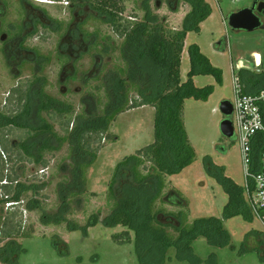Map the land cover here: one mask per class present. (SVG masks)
<instances>
[{
	"label": "rangeland",
	"instance_id": "rangeland-1",
	"mask_svg": "<svg viewBox=\"0 0 264 264\" xmlns=\"http://www.w3.org/2000/svg\"><path fill=\"white\" fill-rule=\"evenodd\" d=\"M205 1L210 5L212 12L200 23L198 32L188 31L186 34L181 55L180 78L181 81L187 79L190 68L188 46L194 43L212 65L222 70L223 81L222 85H217L211 75L193 77L195 86L214 85L215 89L207 101L187 99L184 102L183 122L189 142L194 148L195 157L193 162L179 173L161 176V191L152 206L153 212L162 210L158 218L161 223L167 221L164 215L167 212L182 213V223L186 226L197 218L221 217L228 195L217 177L209 172V168L216 171L218 167H222L224 176L239 186L244 184L239 144L234 138L228 140L221 134L219 123L223 116L218 106L223 99L233 100L232 74H238L244 69L255 70L264 67V13L259 14L261 28L252 32H236L229 28L226 16L232 11L250 6L253 0ZM123 3L124 18L144 20L148 11L150 16H156L158 22L172 29H180L185 15L190 11L189 4L183 0H148L147 3L146 0H124ZM58 6L55 3H48L45 8L52 17L63 20L66 17L65 11ZM89 30L96 37L97 42L90 56L92 65H94L93 56L100 54V45L103 41L106 42L107 49L103 54L100 74L93 76L86 86H82L78 79L69 85L70 91L62 95L57 84V64L53 60L54 57L51 64L45 66L48 92L70 105L68 108L65 107L67 110L61 115H56L53 111L50 114L41 113L56 134V137L50 139V143L57 149L43 152L42 160L45 164L20 157L21 151L17 147L30 136V132L14 126L0 130V176H2L0 194L6 190L3 185L11 186L9 190H14L18 182L32 186L22 194L20 205L12 209L4 207L3 210L11 213L19 211L23 227L29 229L32 234L30 237L16 240L23 250L19 253L15 264H139L133 232H129L131 242L117 243L112 236L126 228L121 225H106L103 220L114 207V201L108 194V187L115 166L125 156L135 154L137 150L154 140V109L151 106L127 109L118 114L111 122L108 131L101 136L100 141L92 140L93 147L100 144L97 158L91 165L83 167L84 185L80 189L84 191L78 197L67 198L69 206L65 214L70 221L80 226H87L86 235L81 229L70 230L65 221L59 224L41 223L42 213L52 216L58 211L60 206L58 190L60 186L64 188L71 181L73 164L69 132L72 128L71 123L77 120V116L86 113L81 97L88 96L86 98L90 106L88 113H103L108 102L104 74H107V81L114 74L125 77L127 65L122 55L123 38L115 34L108 24L94 17L89 22ZM224 38L227 48L224 52H218L215 49L217 43ZM57 40V34L44 31V51L55 45ZM18 80L8 74L0 54V110L8 115L16 114L15 111L19 109L13 97L8 98V95H12L11 88ZM78 85L81 87L80 92H74V86ZM126 97L128 105L134 99L138 100L137 88L129 84ZM70 113L71 122L66 131L64 122ZM218 145L226 147V153L220 149L221 147L217 148ZM139 168L141 174L156 173L147 162ZM41 169L45 171L40 173ZM4 181L7 183L3 184ZM154 184L156 185L155 180L153 187ZM65 190L76 189L68 186ZM170 192L178 194L179 197L168 196ZM180 198L182 203L179 202ZM30 199L35 201L31 202L32 206L36 203L39 207H26ZM93 216H97L98 221L90 225ZM10 217L18 219L17 214ZM173 223L178 224L175 220ZM224 226L230 236L227 244L213 245L204 237H198L192 242L194 257L179 258L175 247H169L165 252L163 264H264V246L263 252L256 249L240 251L245 233L250 229L261 228L257 219L248 223L240 216H235L227 219ZM166 230L169 234L177 235L170 227ZM56 237L66 243L64 251L54 245ZM6 241L0 242V247ZM0 264L5 263L0 262Z\"/></svg>",
	"mask_w": 264,
	"mask_h": 264
},
{
	"label": "trees",
	"instance_id": "trees-1",
	"mask_svg": "<svg viewBox=\"0 0 264 264\" xmlns=\"http://www.w3.org/2000/svg\"><path fill=\"white\" fill-rule=\"evenodd\" d=\"M183 1L189 4L190 11L185 15L180 29L165 27L157 21L156 16H150L148 11L144 20L124 18L122 15L124 0L94 2L95 9L106 16V23L115 34L123 38L122 55L127 65L125 77L114 74L106 82L105 92L108 102L103 113L86 112L78 115L77 120L71 123L72 128L69 132L73 164L71 181L64 188L60 186L58 190L60 197L58 211L52 216L45 213L41 215V223L59 224L65 221L70 230L81 229L86 235L87 226H80L70 221L65 214L69 206L67 198L78 197L84 191L80 189L84 185L83 167L91 165L97 158L100 144L93 147L92 140L99 142L118 114L127 109L151 106L154 109V140L137 150L135 154L125 156L115 166L108 187V194L114 201V207L103 220L106 225H121L126 228L112 236L117 243L131 242L129 232H133L135 253L139 264H163L165 252L169 247H175L179 258L194 257L192 242L198 237H204L208 243L218 246L229 242L230 236L224 226L227 219L240 216L248 223L253 222L243 187L224 176L222 167H218L216 171L209 168V172L217 177L228 195L221 217L197 218L186 226L182 223L180 212L176 214L167 212L164 214L167 221L161 223L158 218L162 210L152 211L153 203L161 191V176L179 173L189 166L195 157L194 148L189 142L183 122L184 102L187 99L207 101L214 92L215 86L197 87L193 83V77L211 75L217 85H222L223 81L222 70L212 65L194 43L188 46L190 68L187 79L181 81V55L186 34L188 31L198 32L200 23L212 12L205 0ZM238 77L243 85L244 93H256L264 87V72L255 77L244 69L238 73ZM129 84L137 88L139 99H134L128 105L126 93ZM51 102L52 100H42L39 111L36 113L30 112L33 104L30 99L26 100L21 113L8 115L0 112V130L7 126H14L30 132V136L20 142L17 147L21 151L20 157H27L35 163H40L44 162L42 160L44 151L57 149L50 143V139L56 137V134L44 120L40 110L51 109L56 115H61L67 109L51 107ZM70 122L71 113L64 122V130L68 131ZM260 138L257 143L252 144L253 171H256L258 167L262 143ZM219 147L226 153V147L218 145L217 148ZM145 162L150 163L152 170L154 169L156 173L141 174L139 167ZM1 178L2 176L0 180ZM154 180L156 185L154 184L153 187ZM68 186L76 190H65ZM2 187L6 190L0 194V242L7 241L0 247V262L15 264L19 253L23 250L16 240L30 237L32 234L29 229L23 227L21 213L19 211L4 212V205L7 201H19L22 194L32 186H25L18 182L14 190H9L11 186L3 185ZM172 195L179 197L174 192H170L168 196ZM179 201L182 203L181 198ZM31 202L35 201L28 200L26 207H39L36 203L32 206ZM10 214H17L18 219H13ZM173 220L178 224H174ZM97 221L98 217L93 216L90 225H94ZM167 227L174 229L177 235L169 234ZM54 245L63 249L62 251L66 249V243L58 237L54 239ZM263 246V232L250 229L244 235L240 251L256 249L263 252Z\"/></svg>",
	"mask_w": 264,
	"mask_h": 264
},
{
	"label": "flooded vegetation",
	"instance_id": "flooded-vegetation-1",
	"mask_svg": "<svg viewBox=\"0 0 264 264\" xmlns=\"http://www.w3.org/2000/svg\"><path fill=\"white\" fill-rule=\"evenodd\" d=\"M95 1L98 0H0V54L8 74L19 79L11 88L12 95H8L18 104L16 114L23 111L27 99L33 101L32 113L39 111L42 100H52L51 107L70 106L55 98L46 88L45 66L53 60L57 64L56 79L62 95H66L70 91L69 85L78 79L82 86H86L93 76L100 74L106 42L100 45V54H94L92 65L90 56L97 42L89 30V22L94 17L106 23V16L95 9ZM48 3L62 7L66 17L63 20L52 17L45 8ZM44 31L58 36L55 45L46 52ZM97 65L99 67L95 68ZM103 78L106 89L107 74ZM74 87V92H80V85ZM87 97H81L86 112L90 107ZM40 113H51V109H42Z\"/></svg>",
	"mask_w": 264,
	"mask_h": 264
},
{
	"label": "built area",
	"instance_id": "built-area-1",
	"mask_svg": "<svg viewBox=\"0 0 264 264\" xmlns=\"http://www.w3.org/2000/svg\"><path fill=\"white\" fill-rule=\"evenodd\" d=\"M233 111L230 116L233 138L238 142L243 163L244 197L253 219L264 234V87L256 93H244L237 74L232 75ZM262 140L256 171L252 169V144ZM45 169H41L43 173ZM7 182L4 181L3 184ZM22 200L7 201L5 209L20 205ZM23 212L25 210L23 209Z\"/></svg>",
	"mask_w": 264,
	"mask_h": 264
},
{
	"label": "water",
	"instance_id": "water-1",
	"mask_svg": "<svg viewBox=\"0 0 264 264\" xmlns=\"http://www.w3.org/2000/svg\"><path fill=\"white\" fill-rule=\"evenodd\" d=\"M260 13H264V0H253L250 6L230 12L226 16V21L231 30L252 32L262 27ZM218 110L223 116L219 123V130L225 138L231 140L233 138V126L230 119L233 111L232 102L228 99L221 100Z\"/></svg>",
	"mask_w": 264,
	"mask_h": 264
},
{
	"label": "crops",
	"instance_id": "crops-1",
	"mask_svg": "<svg viewBox=\"0 0 264 264\" xmlns=\"http://www.w3.org/2000/svg\"><path fill=\"white\" fill-rule=\"evenodd\" d=\"M253 2V1H252ZM247 7V6H246ZM233 31H236V32H238V31H242V30H233ZM220 42V41H219ZM226 48H227V42H226V39L224 38L221 42H220V44H217V46H216V50L218 51V52H224L225 50H226ZM246 70H248V69H246ZM251 74H252V76H254L255 75V77H258V75L259 74H261V73H263L264 72V67H259V68H257V69H255V70H248ZM235 74V73H234ZM233 75V74H232ZM238 75V74H237ZM246 83V82H245ZM216 84V83H215ZM246 84H244V86H245ZM255 219H253V221H254ZM256 230H258V231H261V228H257Z\"/></svg>",
	"mask_w": 264,
	"mask_h": 264
}]
</instances>
